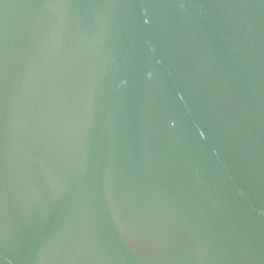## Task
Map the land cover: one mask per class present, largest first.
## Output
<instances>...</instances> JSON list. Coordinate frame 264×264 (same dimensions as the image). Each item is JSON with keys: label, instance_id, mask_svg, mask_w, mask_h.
<instances>
[{"label": "water", "instance_id": "1", "mask_svg": "<svg viewBox=\"0 0 264 264\" xmlns=\"http://www.w3.org/2000/svg\"><path fill=\"white\" fill-rule=\"evenodd\" d=\"M0 264H264V0H0Z\"/></svg>", "mask_w": 264, "mask_h": 264}]
</instances>
